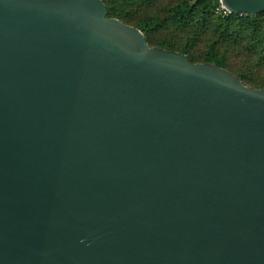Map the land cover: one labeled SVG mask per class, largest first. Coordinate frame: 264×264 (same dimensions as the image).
Masks as SVG:
<instances>
[{
    "label": "water",
    "instance_id": "95a60500",
    "mask_svg": "<svg viewBox=\"0 0 264 264\" xmlns=\"http://www.w3.org/2000/svg\"><path fill=\"white\" fill-rule=\"evenodd\" d=\"M0 264H264V90L101 0H0Z\"/></svg>",
    "mask_w": 264,
    "mask_h": 264
},
{
    "label": "rangeland",
    "instance_id": "374dc122",
    "mask_svg": "<svg viewBox=\"0 0 264 264\" xmlns=\"http://www.w3.org/2000/svg\"><path fill=\"white\" fill-rule=\"evenodd\" d=\"M183 1L153 0L143 4L140 1L120 0L121 8H126V21L130 27L134 28L133 24L152 16L162 22L160 29L149 34L151 47L161 46L176 54L185 52V57H190L194 64H205L204 61L211 54L223 61L224 70L233 77L243 76V83L247 87L264 89V50L256 45L257 38L264 31V13L254 16L230 14L220 4L219 8L211 11L207 20L196 17L187 23H179L173 19L172 11ZM232 16L256 19L257 30H246L241 26L240 18Z\"/></svg>",
    "mask_w": 264,
    "mask_h": 264
},
{
    "label": "trees",
    "instance_id": "16d2710c",
    "mask_svg": "<svg viewBox=\"0 0 264 264\" xmlns=\"http://www.w3.org/2000/svg\"><path fill=\"white\" fill-rule=\"evenodd\" d=\"M106 9H107V17L109 19L113 20H119L120 22L128 25L129 22L126 21L127 17V11L126 8H121V2L120 0H101ZM134 2L140 1L143 4H148L152 2L153 0H133ZM220 7V1L219 0H184L181 4L174 7L172 11V17L175 21L179 23H187L190 20L197 18H200L202 20H207L208 16L210 15L211 11ZM236 16H232L231 18H235ZM240 18V17H236ZM240 22L242 23V27L246 30L255 31L257 30L258 21L252 17H242L240 19ZM129 26V25H128ZM162 26V22L157 19V17L152 16L148 17L146 19L140 20L136 24H133V27L140 32L143 33L145 40L150 48L151 47V41L149 38V34L157 29H160ZM257 47L262 48L264 50V31L261 33V35L257 38L256 41ZM159 48H162L161 50H168V52H171L170 49L163 48L161 46H158ZM173 53V52H171ZM174 54H176L174 52ZM180 55L187 56L185 52L179 53ZM189 62L193 65H195L190 57H187ZM199 63V62H198ZM205 64H213L216 65L219 68L225 69V64L223 61L218 59L217 57L209 54L206 60L204 61ZM240 80L245 79L243 76L238 77ZM247 86V84L243 83ZM264 90V89H262Z\"/></svg>",
    "mask_w": 264,
    "mask_h": 264
}]
</instances>
